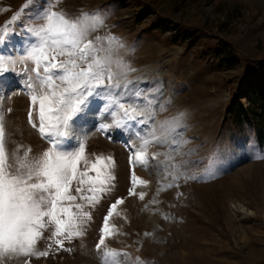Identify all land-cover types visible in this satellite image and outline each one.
Here are the masks:
<instances>
[{
    "label": "rangeland",
    "instance_id": "obj_1",
    "mask_svg": "<svg viewBox=\"0 0 264 264\" xmlns=\"http://www.w3.org/2000/svg\"><path fill=\"white\" fill-rule=\"evenodd\" d=\"M49 6L69 16L82 12L101 15L105 23L98 34H111L122 43L119 55L135 69L130 73L134 89L153 94L152 86L142 85V80L148 82L150 76L159 75L163 81L161 74L170 69L172 78L166 84L171 95L162 102L167 105L166 111L158 112L155 119L159 122L182 117L178 131L186 143L176 156L180 162H187L182 170L198 179L182 177L178 187L158 193L161 185L171 180L151 176L145 167L130 164L128 145L139 143L134 132L117 127L100 131L97 123L86 126L85 117L77 135L86 142L90 157L114 159V187L91 210L86 234L65 243L71 251L54 248L48 257L33 258L31 264H100L95 246L104 216L117 198H125L124 203L110 223L119 234L107 240V245L129 253L127 264H137V257L141 264H264V146L258 143L255 128L242 118L244 110V117L249 118L260 113L248 96L259 91L264 66L255 70L244 61L236 70L222 71L190 49L166 42L177 23L201 26L225 22L229 39L240 53L264 61V27L250 31L240 9L259 11L260 20L264 17V0H0V28L19 14L8 25L12 34L6 44L0 45V51L9 52L15 46L8 44L19 31L22 39L18 50L22 52L27 45L21 26L39 23L37 13ZM248 70L251 73L247 74ZM16 77L20 84L12 86ZM25 79L11 72L0 78V107L12 109L10 114L5 112L8 149H13L16 139L28 138L37 153L48 145L27 123L30 101ZM234 84L240 89L235 101L236 106L243 105L240 109L230 107ZM99 102L103 103L94 101ZM104 119L106 124L111 123V119ZM168 150V145H155L149 149V156ZM116 153L123 162L115 158ZM210 163L214 172L211 176L206 173ZM133 171L148 184L138 185L137 195L129 196ZM141 191L146 193L143 201L138 196ZM154 198L158 202L150 203ZM48 235L50 232H45ZM47 243L41 240L38 247L43 250Z\"/></svg>",
    "mask_w": 264,
    "mask_h": 264
},
{
    "label": "snow or ice",
    "instance_id": "obj_2",
    "mask_svg": "<svg viewBox=\"0 0 264 264\" xmlns=\"http://www.w3.org/2000/svg\"><path fill=\"white\" fill-rule=\"evenodd\" d=\"M37 17L39 23L21 26L27 45L21 53L0 51V78L9 72L26 77L27 123L48 145L38 153L22 144L9 150L5 112L12 109L0 107V264H31L33 258L48 257L54 248L71 251L65 243L86 234L91 210L114 187V159L90 157L86 142L77 135L80 121L96 100L103 101L102 113L111 117L100 131L122 128L133 131L139 141L128 145L130 164L148 168L150 160L157 161L159 172L171 178L158 193L178 187L182 177L198 179L182 170L186 161L176 162L186 143L178 131L182 117L156 121L167 105L131 87L129 74L135 69L119 55L122 43L111 34H98L104 18L87 12L69 16L52 6L42 8ZM18 18L19 14L13 16L8 25ZM8 25L0 28V45L12 34ZM155 145H168L169 150L149 156ZM206 173L214 174L212 163ZM147 184L133 171L128 195H137V186ZM145 195L138 193L141 201ZM124 199L117 198L104 216L95 246L100 264H127L129 253L107 245L119 234L110 219ZM41 240L48 241L43 250L38 247ZM136 261L141 264L139 257Z\"/></svg>",
    "mask_w": 264,
    "mask_h": 264
},
{
    "label": "trees",
    "instance_id": "obj_3",
    "mask_svg": "<svg viewBox=\"0 0 264 264\" xmlns=\"http://www.w3.org/2000/svg\"><path fill=\"white\" fill-rule=\"evenodd\" d=\"M241 13L245 17V23L252 32H256L264 27V17L258 20L259 11L250 7H242ZM238 11V10H237ZM235 34L239 30H235ZM229 29L225 22L219 24H206V25H190L185 23H177L175 25V32L170 34L166 42L168 45H181L186 49H190L194 55L203 61H207L212 66L222 71L236 70L244 61L251 64L253 69H259L264 66V61L255 56H243L237 45L229 38ZM251 70L247 71V74ZM243 81V80H242ZM239 84V82H238ZM238 84L232 87L233 95L230 107L243 108L240 103L236 106L240 89ZM260 89L248 96V101L256 105L260 113L255 114L253 118L244 117L246 110L243 111V119L246 120L251 127L255 128L256 139L261 146H264V75L260 80ZM230 108V111H232Z\"/></svg>",
    "mask_w": 264,
    "mask_h": 264
},
{
    "label": "bare ground",
    "instance_id": "obj_4",
    "mask_svg": "<svg viewBox=\"0 0 264 264\" xmlns=\"http://www.w3.org/2000/svg\"><path fill=\"white\" fill-rule=\"evenodd\" d=\"M22 39V34L19 32V31H16V33H14V37H13V40H11L9 42V46L11 45H14L11 50L9 52L13 53V54H19L21 53V50H18V44H19V41H21ZM8 52V50L6 51ZM147 70V68H144L143 71ZM153 71V70H151ZM153 75H155L154 71L151 72ZM163 75V81H162V78L159 77V75H155V76H150V79L149 81L147 82L146 81V78H144L142 80V85L144 86H147V87H150L152 86V91L154 92L153 94L149 95V96H159V94L162 96V97H159L158 98V101L159 102H163L164 98H168L170 95H171V89L169 88V86L166 84L167 81H169V79L172 78V75H171V71L169 69L168 72H166L165 74H161ZM148 76V77H149ZM134 77H131V75L129 74V79L130 80H133ZM13 85L12 86H15V84H20L19 82V79L18 77H16L15 80L12 81ZM164 84V90L162 88V85ZM170 91V92H169ZM164 92V94H162ZM102 102H99V103H93L91 105V111L87 114L86 118H85V122L84 124L88 127H90L91 125H93L94 123H97L99 125H102V124H106V119H104L105 117H107V119H111V117L107 116L106 114H103L102 113ZM99 125L97 126V128L99 127ZM17 144H22V145H25V146H28V145H33L34 142H32V140L28 139V138H25V139H16V141H14L12 143V146L13 149L16 147ZM37 153L39 152V150H36ZM163 152V151H161ZM95 156V155H94ZM115 158L120 161L123 157L121 155H119L118 153L115 154ZM164 157L161 156L160 157V160H163ZM121 162H123V160H121ZM176 162L179 163L180 162V158L179 156H176ZM157 164V161H151L149 162V167L148 168H145L146 171L151 175V176H159L160 178H165L164 175L159 172V170L155 167V165ZM123 169V168H122ZM126 171H127V167H126ZM170 178V177H169ZM171 180V178H170ZM180 181V180H179ZM178 181V182H179ZM177 182V183H178Z\"/></svg>",
    "mask_w": 264,
    "mask_h": 264
}]
</instances>
